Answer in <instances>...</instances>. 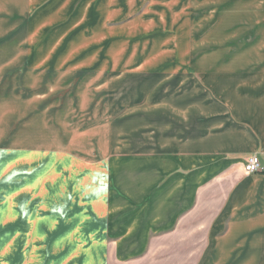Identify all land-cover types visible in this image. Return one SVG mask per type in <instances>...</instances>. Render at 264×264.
I'll return each instance as SVG.
<instances>
[{"label":"crops","instance_id":"1","mask_svg":"<svg viewBox=\"0 0 264 264\" xmlns=\"http://www.w3.org/2000/svg\"><path fill=\"white\" fill-rule=\"evenodd\" d=\"M24 15L31 17L23 32L30 44L55 18L84 30L92 15V33H107L93 44L124 45V53L111 50L133 60L104 67L108 52L88 75H126L142 54L137 71L171 65L163 74L170 93L152 109L142 91V105H126L120 120L90 119L84 131L93 135L81 136L77 151L74 141L62 144V155L84 160L95 151L92 164H47L37 172L30 163L24 177L0 185V264H264V173L243 172L252 156L264 168V0H0V34ZM17 55L0 51V76L13 69L2 62ZM76 56L31 52L23 58L29 71L11 74L19 73L17 82L42 67L74 75L95 61ZM39 90L24 89L29 96ZM26 110L15 106V120ZM107 135L111 149L103 154L96 140L106 145ZM37 143H15L23 148L13 153L14 169L37 160ZM9 170L7 163L1 177ZM86 171H106L108 184L89 200ZM94 176L98 183L103 175Z\"/></svg>","mask_w":264,"mask_h":264},{"label":"rangeland","instance_id":"2","mask_svg":"<svg viewBox=\"0 0 264 264\" xmlns=\"http://www.w3.org/2000/svg\"><path fill=\"white\" fill-rule=\"evenodd\" d=\"M40 8L41 7H37V9L31 13V17H33ZM24 16L17 26H7L0 34V51L12 52L15 50L18 52L17 56L21 57L17 62L14 60L2 62L3 65L10 62L11 64L7 66L13 68L7 71L6 75L0 76V170L7 163L10 169L3 177H1L0 173V185L2 186L13 185L15 183V177H24V175L28 174V164L30 163L37 164L34 166L35 168H32V171L37 170V172L44 169L47 164L62 162L92 164L93 161L91 159H93L92 155L95 151L91 150V158L89 157V160H84L82 157L76 155H62V153H65V150L62 149V144L74 141L76 146L75 150L77 151L80 147L78 146L80 137L93 135L92 129L84 131V128L90 124L88 123L90 119H92L93 122L96 121V123L100 122V118H106V120L110 122L120 120L121 117L124 116L126 105L133 107H140L142 105V91H145L151 96L150 104L152 109L153 106L159 105V100L163 99L164 93H166V95L170 93V91H167L168 85L163 86V74L170 71L167 69H169L171 65H167V68H164L163 65L155 63L146 70L137 71L136 67L142 64L146 58L142 54H139L141 58L132 66L133 70L126 75L120 72L111 75L110 70H105L104 73H106L104 75H88L95 73L99 69L103 63V56L105 53L109 52V54H112V58H106L104 60V67L110 65V63L112 66H115V62L118 66H127L133 60V56L131 58V55L122 60L117 59V55L113 50L116 49L118 53H124V45H112L109 43L105 45L93 44V42L99 41L100 38L101 40H105V35L107 33L105 29L95 30L92 33L91 29L94 22H96L92 15L88 20V27L84 30L83 28L77 29L78 27L71 28V26L66 28L65 24H67L69 20L64 19V16L55 18L54 23L47 29H43L44 32L43 34L41 33L42 36L40 35L33 44L29 43L28 36L23 35L24 29L28 24L27 22L31 18L30 16L29 18ZM82 22H84L83 18L79 22L80 26ZM155 32L160 31L158 30ZM91 33L92 37L84 38L85 35L87 36ZM16 35H21L18 44H15L16 47L14 46V49H3V46L14 40ZM46 41H49V44L42 46ZM40 46L43 47V50L37 51ZM111 47L113 50H111ZM136 47L137 45H132L128 48V51L132 50L133 52ZM44 51L53 52L56 55L66 52H69V55L77 53L76 57L78 58L91 57L92 59L96 56L95 54L99 52L101 53V57L100 59L99 57L94 58L95 61H91V63L88 61L87 65L90 63L88 68L76 71L80 72L79 74L70 75L64 73L67 67L58 71L52 70V73H50V68L42 67L38 69L37 75L21 77L22 80L18 79V82L17 80L15 81V77H20L18 76L19 73L14 77L11 71H25L26 64H28L29 61L23 60V58H29L25 57V55L29 53L30 56L31 52L40 54ZM44 57L43 55V58ZM59 60L61 63V57H59ZM150 61H152V59H150ZM13 62H15L16 65L12 64ZM24 62L26 63L24 64ZM76 62H83V60L75 59L71 64H76ZM21 67L25 69H21ZM26 70L29 71L28 69ZM115 75L117 76L114 77ZM79 83H82L87 90L83 92L77 91V84ZM30 84L39 86V89L42 90L29 96L30 93H26L24 89ZM59 86H61V89H56ZM52 87H55L54 91L50 90ZM20 104L26 107L27 110L24 111L19 119L15 120V106ZM20 123L22 125H19ZM97 131L100 132V129ZM86 132L88 133L84 134ZM19 138L20 140H18ZM29 138L36 143L38 141L39 144L37 143V147H42L38 150L36 155L37 160L34 161L33 156H31L32 162H29L27 158H23L25 162L29 163L14 169V164L17 163V159H13L17 156L13 153L16 150L21 151L23 148L16 147L15 143L23 139L29 140ZM91 138H93V136H91ZM101 139L102 138H98L96 140V146L98 149L101 148L103 150L102 153L105 154L111 149L110 137L107 135L105 139L106 145L100 142ZM45 147H49L48 152L43 149ZM19 168H21L20 171L18 170ZM16 170L17 174L15 172ZM105 173L106 171H86L85 191L87 200H89L88 195H93L96 190L101 189L103 192L106 191L108 184L107 178L106 180L104 178ZM95 174L103 175L98 183H96V180H98L100 176H94Z\"/></svg>","mask_w":264,"mask_h":264},{"label":"built area","instance_id":"3","mask_svg":"<svg viewBox=\"0 0 264 264\" xmlns=\"http://www.w3.org/2000/svg\"><path fill=\"white\" fill-rule=\"evenodd\" d=\"M243 172L245 175L264 173V168L261 166L259 158L257 156H252L247 159L243 167Z\"/></svg>","mask_w":264,"mask_h":264}]
</instances>
